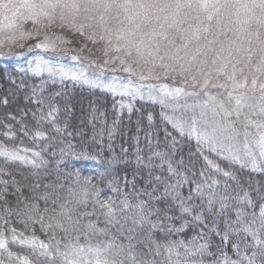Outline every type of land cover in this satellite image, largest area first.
Wrapping results in <instances>:
<instances>
[{
	"label": "snow or ice",
	"instance_id": "6c2138e0",
	"mask_svg": "<svg viewBox=\"0 0 264 264\" xmlns=\"http://www.w3.org/2000/svg\"><path fill=\"white\" fill-rule=\"evenodd\" d=\"M25 21L43 28L56 25L92 44L105 42L98 49L103 57L99 63L100 57L93 59L96 54L87 43L79 49L58 47L49 42L47 34L27 50L51 51L78 64L75 68L54 64L36 55L28 61L34 76L47 73L52 83L70 79L121 97L113 104L117 118L111 124L105 113L97 116L95 105L86 118L92 126L88 140L98 144L100 151L111 149L115 137L124 134L119 113L126 109L131 114V101L137 97L159 101L164 127L155 126L151 113L147 127L137 123L134 150L129 156L128 149L122 148L120 158L122 163L134 164L131 179L125 176L123 183L118 177L109 180L119 203L111 198L105 203L95 189L89 211V190L81 184L79 172L64 177L61 169L67 158L83 155L77 153L73 141L79 137L83 145L85 120L72 126L70 102L65 100L61 108L57 98L62 99L63 93L45 96L47 81L31 86L21 82L18 88L27 89L24 98L33 107L0 118V137L21 144L23 138L47 144L33 150L0 142L4 163L18 162L32 169L17 178L0 167V250L7 254L9 264L13 256L7 248L9 239L31 246L35 264H264V181L244 180L217 163L219 159L264 173V0H39V4L36 0H0V33L14 29L23 39L19 30ZM109 21L116 27H109ZM97 28L105 35L97 36ZM35 31L39 35L40 29ZM113 35L118 47L112 43ZM5 38L14 40L15 33ZM29 38H34L31 33ZM55 39L60 44L71 43L63 36ZM245 69L252 87L239 92L247 84ZM117 72L128 75L116 76ZM238 72L244 83L237 81ZM147 80L155 83L137 82ZM229 81L231 90L210 91L228 89ZM2 103L9 102L4 99ZM54 143L61 147L58 154L52 151V157L59 158L49 168L43 153ZM201 160L203 166L197 168ZM209 170L234 180L236 186L225 183L221 191L219 181L209 179ZM65 179L71 180L66 189L71 199L65 197L61 203ZM97 204L103 210V228L97 226L99 217L90 219ZM13 221L31 236L26 237ZM37 225L47 235V243L35 236ZM113 228L118 237L112 234ZM189 229L195 231L187 242L171 239ZM99 236L109 238L92 243ZM213 236L219 237L215 251ZM24 264H29L27 259Z\"/></svg>",
	"mask_w": 264,
	"mask_h": 264
},
{
	"label": "trees",
	"instance_id": "16d2710c",
	"mask_svg": "<svg viewBox=\"0 0 264 264\" xmlns=\"http://www.w3.org/2000/svg\"><path fill=\"white\" fill-rule=\"evenodd\" d=\"M43 81H47L44 91L45 96L55 92H61L64 94L62 99L57 98L59 107L63 108L65 100L70 102V107L72 110L71 124L73 127L79 125L82 119L85 120V123L83 125L85 129L83 145H81L79 137H77L73 141V143L76 144L77 153H83V155L79 159L67 158L61 165L62 176L67 177L69 173H75L78 171L81 184L87 187L89 190V198H91L92 191H94L95 189H99V199H101L102 197H109L119 203L120 197L109 187V180H111L113 177H118L120 178L121 183H123V178L125 176H127L128 179H131L132 173L135 168L134 164L132 163H122L120 161V158L124 156V153H122L121 149L127 148L128 154L129 156H131V153L133 152L135 147L133 136L136 132L137 123L140 122L144 127H147V117L150 113L153 116V122L155 126L158 129H162L164 127V124L160 119L162 112L161 105L155 102L139 99L131 101L134 105V110L132 111V113L129 114L126 109L119 113V128L120 131L124 134H118L115 137V139L112 141L111 149L105 147L103 151H100L98 144H91L88 140V138L92 135V126L86 122V118L90 115L92 105H95L97 108V116H99L100 112L105 113L107 123L111 124L112 120L117 118V113L113 109V104L119 101L121 98L116 95L114 96L113 94L104 91L101 88H95L91 85L84 84L83 82L65 80L63 82L57 81L56 83H52L47 75L34 76L27 71H20L16 69L10 63L0 61V118H3L9 113L16 114L18 112V110H15L17 105L20 106L19 108L33 107L31 104H26L24 97L25 91L27 89H25L24 91L19 89L16 92L15 96L18 97L17 102H12V98L7 94L8 89L15 85H20L21 82H23L25 85L31 86L39 85ZM223 90L224 89H220L221 92ZM4 99H7L9 102L7 105H4L2 103ZM28 119L31 121L30 115ZM93 123H97V121H93ZM97 127L99 128L98 123ZM44 130L46 131V128ZM169 130L171 131L170 126ZM160 136L161 138H163V131H160ZM0 142L8 146L26 147L33 150H39L40 148L45 147L47 144L46 141H36L34 143L29 138H23L22 144L20 140L6 141L3 137H0ZM104 143L105 145H107L108 143L106 133ZM60 147L61 145H59L58 143L48 145V151L43 153L44 158L49 160V168H54L55 159L59 158V155L53 158L52 151H56L58 154ZM140 147L143 148L144 144L141 143ZM213 159L216 158L213 157ZM203 163V160L199 161L197 164V168L202 167ZM217 163L223 170L235 172L237 177H243L244 180H249L251 182L264 181V173H254L250 169H240L238 165L232 166L229 163L221 161L219 159H217ZM0 167H5L7 171L11 172L13 175H16L17 178H19L20 173L28 175L32 172V169L30 167L22 166L18 162L6 164L4 163L2 157H0ZM208 177L209 179H216L217 181H219V187L221 191H223V186L225 183L231 185L233 188L236 186L234 180L227 179L222 174H217L214 170H209ZM85 180L88 181V184L86 185L84 184ZM67 181H69L71 184V180L68 179H65V184L67 183ZM44 182L47 183L49 181L45 180ZM138 183L141 187L143 186L142 179L139 180ZM244 186L247 187L246 184ZM77 190L79 192V189ZM184 194L187 195V190H185ZM198 202L199 201H197V203ZM40 206L41 208H43V203ZM173 212L176 215H179L178 210L173 209ZM13 223L14 226L19 231L23 232L26 237L31 236L30 231H24L23 227L19 224H16L15 221H13ZM194 231V229H189L185 233L173 235L171 239H183L185 242H187V240L193 235ZM35 236L40 241L47 243L48 237L39 230L38 225L35 229ZM156 238L160 239L159 234H157ZM212 240V251H215V246L219 243V237L213 236ZM8 246H10L8 247V250L11 251L14 256L19 254L21 259H27L29 264H35V254L31 246L12 243L10 239L8 241ZM180 251L183 252V249H180ZM227 252L228 255H232L231 244L228 245ZM22 264H24V262Z\"/></svg>",
	"mask_w": 264,
	"mask_h": 264
},
{
	"label": "rangeland",
	"instance_id": "374dc122",
	"mask_svg": "<svg viewBox=\"0 0 264 264\" xmlns=\"http://www.w3.org/2000/svg\"><path fill=\"white\" fill-rule=\"evenodd\" d=\"M36 3L39 4V0H36ZM43 19V18H41ZM19 22V21H18ZM59 22L57 21V24ZM213 25L215 24V20H213L211 22ZM109 27L115 28V22L114 21H109ZM182 27L187 28V24L182 25ZM39 28V35L36 34V29ZM97 36L99 35H105V33L103 32L102 29L97 28ZM19 32L24 33V38L21 39L19 33L16 32V30L14 29H4V31L2 33H0V40H2L3 42L0 43V61L1 62H7L10 63L12 66H14L16 69L20 70V71H27L29 73H31L32 75H34L32 73V71L30 70V66L28 61L29 60H33V58L36 55H43L46 59L51 60L54 64H64V65H68L69 67H77L78 64L77 62H73L70 61L69 59H67L66 57L63 56H56L54 55L51 51L45 52L43 49H37L34 50L33 52H28V48L31 47L32 45H35L41 41H43L44 36L47 34L49 37V42L51 43H56L58 47H65V48H69V49H79L82 45V43H87L88 48L92 49V51L96 54L93 59H96V57H100V60H97V62H101L103 57H102V53L100 51H98V49L102 48L105 46V42L104 41H100L96 44H92L91 42L85 40L84 37L80 36V35H73L72 32L68 31L67 29H60L59 27H57L56 25H48L47 28H43L41 27V25L39 24H32L30 21H25L21 23V28L19 30ZM8 33H15V39L11 40V39H6L5 38V34ZM29 33H31L32 37L34 38H29ZM202 35H207V34H202ZM56 36H63L66 37L69 41H71V43H65V44H60L59 41H56L55 37ZM112 43L114 46H119V42L115 39V36L113 35L111 37ZM195 43V42H193ZM21 45H23V47H21ZM20 53H25L24 56H18V54ZM74 53H69V55H72ZM110 55L116 56L119 55V53L116 52H112L110 53ZM141 64L143 65V62H141ZM34 66V63H33ZM145 68L150 67V65L144 66ZM89 72L94 71V69H89ZM245 76L248 77L247 79V84L244 88L238 89L237 91L239 92H245V91H249L252 87L251 85V76L248 75V70L245 69ZM147 74V72L145 73ZM42 75H47V73H43ZM106 76H110L113 75L111 73H106ZM116 76H123L126 77L128 74L127 73H115ZM134 80H136L135 77H133ZM236 79L238 82L240 83H244V77L239 75V72L236 76ZM70 80V79H68ZM225 78L223 76L220 77V81L224 82ZM138 83H143V84H148V83H155V81L152 80H147V81H137ZM117 84L119 83V81L116 82ZM228 89H224L222 92H226L228 90H231V82H228ZM102 90L106 91L104 88L101 87ZM19 90L18 85H15L13 87H11L10 89H8V96H10L12 99V102H17L18 97L15 96L16 92ZM222 90V89H221ZM213 93H217L220 91V89H211L210 90ZM221 92V91H220ZM110 93V92H109ZM118 96V95H116ZM121 98V97H120ZM125 100H130V98L125 97L123 98ZM136 99L141 100L139 97H137ZM145 101H149L147 99H145ZM154 102V101H151ZM155 103H159V101H155ZM20 106H16L15 110H19L21 108H19ZM19 108V109H18ZM70 185V182L67 181V183L65 184V189L62 190L61 192V200L60 202H64L65 197L71 199V197L69 196L68 192H67V187ZM78 192V190H77ZM108 198L109 197H102L100 200H103L105 203L108 202ZM42 204V203H41ZM84 206H80V208H83ZM93 208V202L92 199L89 198V203L87 205V209L89 211H91ZM102 209L100 208V206L97 204L96 205V214L92 217H90V219L92 220H97V217H99V219L97 220V226L100 228H103L105 225L103 223L104 221V217L101 214L102 213ZM86 222V221H85ZM111 232L113 235L115 236H119V233L115 230V228L111 229ZM109 237L106 236H99V237H94L92 240V243H96L97 240H104V239H108ZM83 239L81 240V243H83ZM117 242H125L126 241H120L118 240ZM10 247L8 246L7 243V248ZM13 250V249H11ZM15 254V253H14ZM35 258V257H34ZM0 260H2L4 262V264H9V258L7 257V254L3 251L0 250ZM22 260V262H21ZM24 262V258H20V255L17 254L16 256H12L10 264H22Z\"/></svg>",
	"mask_w": 264,
	"mask_h": 264
}]
</instances>
